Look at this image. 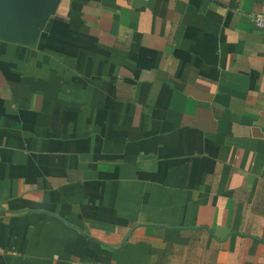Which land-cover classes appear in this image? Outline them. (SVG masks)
Returning a JSON list of instances; mask_svg holds the SVG:
<instances>
[{
	"label": "crops",
	"instance_id": "1",
	"mask_svg": "<svg viewBox=\"0 0 264 264\" xmlns=\"http://www.w3.org/2000/svg\"><path fill=\"white\" fill-rule=\"evenodd\" d=\"M264 0H60L0 40V264H264Z\"/></svg>",
	"mask_w": 264,
	"mask_h": 264
},
{
	"label": "water",
	"instance_id": "2",
	"mask_svg": "<svg viewBox=\"0 0 264 264\" xmlns=\"http://www.w3.org/2000/svg\"><path fill=\"white\" fill-rule=\"evenodd\" d=\"M60 0H0V40L35 43Z\"/></svg>",
	"mask_w": 264,
	"mask_h": 264
},
{
	"label": "built area",
	"instance_id": "3",
	"mask_svg": "<svg viewBox=\"0 0 264 264\" xmlns=\"http://www.w3.org/2000/svg\"><path fill=\"white\" fill-rule=\"evenodd\" d=\"M250 17L255 27L264 29V14H254Z\"/></svg>",
	"mask_w": 264,
	"mask_h": 264
}]
</instances>
